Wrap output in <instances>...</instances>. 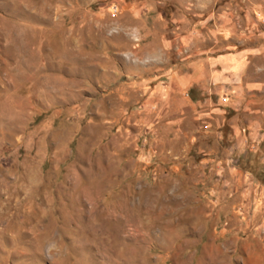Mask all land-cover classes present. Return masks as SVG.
Instances as JSON below:
<instances>
[{"label":"rangeland","instance_id":"1","mask_svg":"<svg viewBox=\"0 0 264 264\" xmlns=\"http://www.w3.org/2000/svg\"><path fill=\"white\" fill-rule=\"evenodd\" d=\"M0 264H264V0H0Z\"/></svg>","mask_w":264,"mask_h":264}]
</instances>
